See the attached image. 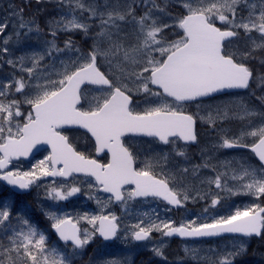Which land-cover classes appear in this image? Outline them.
Listing matches in <instances>:
<instances>
[{"label":"snow or ice","instance_id":"1","mask_svg":"<svg viewBox=\"0 0 264 264\" xmlns=\"http://www.w3.org/2000/svg\"><path fill=\"white\" fill-rule=\"evenodd\" d=\"M66 2L71 18L61 16L49 21V31L54 38L61 30L82 31L89 35L93 25L78 18L77 10L81 15L87 12L89 20H98L99 31L94 33L93 44L86 52L75 47L70 39L65 41L63 49L53 39L46 42L44 53H33L28 57L31 67H24V56L17 61H6L13 67L19 63L29 80L37 82L32 85L22 76L0 84V97H6L13 90L24 95L22 101L0 99V180L19 190H28L41 177L68 178L83 174L85 182L94 181L88 182V194L90 199H96L101 212L78 213L74 217L41 209L59 240L65 245L70 243V252L49 246L45 231L29 219L19 217L23 227L19 231L13 230L7 246L0 244V264H73V258L82 254L95 239L113 241L119 238V217L113 212L104 214L109 204L119 202L126 208L129 201L152 196L181 206L189 199H195L187 190L175 187L183 179L182 175L163 170L168 163V153L146 156L141 161L133 146L126 143V137L129 134L153 137L164 145L173 146L177 156H185L182 149L176 150V145L178 141L185 144L197 141V118L215 126L217 119L228 117L230 105L226 104L206 117L188 113L183 105L224 90L248 89L253 71L247 61L257 50H264V0H178L184 12L177 15L168 11L169 0H164L163 6L157 0H141L146 7L140 14L135 7L137 0L123 5L120 0L103 5H86L84 0ZM244 9H247V15L240 14ZM22 13L23 9L13 13L21 17L19 27L33 31L29 25L34 21L24 20ZM124 25H131V31ZM7 27L6 23H0V33ZM36 31H41L38 25ZM241 31L251 40V47L242 52L227 51L226 45L232 38L239 37ZM253 32L259 34V42L251 37ZM9 39L4 41L5 45ZM65 49L74 52L75 58L62 60L60 70L42 74L48 67H54H42L45 56L63 53ZM8 51V47L2 49L3 53ZM101 59L107 65V71L101 70L103 65L98 62ZM53 75L57 78L52 79ZM259 79L264 83V77ZM87 85L97 86V95L90 99L82 87ZM29 89H32L30 93ZM141 94L146 105L142 109L134 100V95ZM258 99L264 103V96ZM82 101L87 102L86 108ZM22 104L29 106L26 114L21 112ZM235 106L244 114L241 119L264 116V113L249 111L242 100ZM64 126L86 130L93 141L94 152L106 153L107 162L101 163L78 151L64 134ZM245 136H251L255 142L251 145L243 143ZM42 144L48 145L50 151L32 166V170L8 169L13 159L27 157ZM219 146L250 147L261 166L241 164L238 173L232 169L231 179L240 182L237 190L227 186L224 179L227 173H217L214 178H207V183L233 195L264 197V124L232 138L225 135ZM138 163L141 166L137 167ZM158 167L160 172L156 171ZM201 167L210 165L207 162L195 165L193 173ZM180 172L186 174L188 169L183 168ZM93 190L110 195L102 201L91 194ZM81 191L77 183L53 182L47 186L46 195L53 201H65ZM219 202V196L212 198L210 207ZM208 211L207 208L204 210L205 213ZM11 215V205H0V225H4ZM85 220L92 226L90 229L80 227V222ZM154 231L166 237L174 234L180 237L222 234L264 237V207L259 204L238 207L229 215L214 217L204 223L189 220L176 225L171 220H161L145 224L141 220L126 229L125 238L149 241ZM163 247H153L151 251L166 259ZM185 251L190 250L186 248ZM246 251V242L237 240L232 250L225 251L215 260L209 258L210 264H235ZM103 264L122 262L113 258Z\"/></svg>","mask_w":264,"mask_h":264},{"label":"flooded vegetation","instance_id":"2","mask_svg":"<svg viewBox=\"0 0 264 264\" xmlns=\"http://www.w3.org/2000/svg\"><path fill=\"white\" fill-rule=\"evenodd\" d=\"M0 4L2 5H8V4H16V5H25L28 6L29 9L27 10V14L30 17L37 18V19H47L50 15L55 14L58 18L61 17L62 12L67 10V6L63 1L60 0H0ZM22 9V8H19ZM25 10L23 9L22 15L25 16ZM76 15L78 18L83 19L85 22L94 21L89 20L88 13L84 12L82 15L77 10ZM26 18H29L28 16ZM217 25H220L217 22ZM82 32V31H81ZM253 32L252 34H254ZM77 35H80V33H77ZM174 38V37H170ZM81 39V38H80ZM78 40V46H81V50L83 52H86L90 50L92 44L88 41L85 43L81 40ZM244 33L241 31L239 37L231 39V43L226 45V50L229 52H242L248 50V48L251 47V43L244 44ZM65 56V51L63 52V57ZM60 58H62V53L60 55ZM101 65H103L102 61H98ZM248 66L253 71V79L250 81V87L245 90L240 91H234V92H228V93H219L215 96L205 98V99H197L192 102H186L183 107L185 111H187L190 114H194L197 117H199L198 112L201 111L202 107H209L213 104H216V108H223L225 105V100H231V104L233 102L237 103L240 100H243L248 104V107L250 108V111L254 110L258 113H264V103L261 102L258 97L264 96V83H261V79L264 77V50H257L253 53V58H250L247 61ZM102 71H107V67L104 65L101 68ZM84 88V91L87 93L89 99L97 95L96 87L92 85L82 86ZM8 98L5 100L7 102L8 100L16 99L18 100L19 94H8ZM154 99V98H153ZM134 100L138 101V107L140 109L145 106L144 103V97L143 95H134ZM209 102H216V103H209ZM84 107L86 108L88 106L87 102L82 101ZM21 112L26 114L30 109L28 105H21ZM236 111L233 109H230V115L234 116V113ZM261 118H263V124H264V116L259 115ZM21 119V118H17ZM256 116L253 117H247L245 121L247 122H255ZM199 118L196 120L195 124V130L197 134V141L196 142H188L185 144L183 141H178L176 145V150H183L185 152V156H177L175 154V151L173 150V146L171 145H164L160 143L157 139L153 137H146L142 135H132L129 134L126 137V143L133 146V151L135 154L138 155L139 160H143L146 156H152L154 154H163L168 153L169 159L168 163L163 169L167 172H173L177 173L178 176L182 175L183 179L180 181H189L185 185H181L180 183H177L175 187L186 190L187 188L191 189V187L194 188L196 181L204 180L209 177H215L217 173L221 172H215L213 174L207 173L208 170H213V168L210 165L209 159L207 158L206 149L209 147H216L219 148V155L221 157L224 156H238L242 159H246L245 164L251 165L252 167L259 168L261 166L260 161L255 156V154L251 151V148H245V147H234V148H222L219 145L222 143V137L225 136V132L223 130H219L217 134H215V137H218V141L216 140V143H210L208 142V138H213L211 132L205 131V126L202 127V124L199 125L198 123ZM235 120L231 119L227 126L230 127L234 123ZM238 128L240 127L239 123H242V121L237 120ZM22 122V119H21ZM224 127V124H222ZM63 132L65 135H68L70 138V142L76 147L78 151L85 152L86 155H91L94 158H97L101 161V163H106L108 159V155L106 153H100L96 154L94 152V149L92 147L93 141L90 138V134L86 133V130L79 128L78 126H64ZM240 133H236L235 136H239ZM234 136V137H235ZM243 143L251 145L254 143V139L251 136H245L242 140ZM42 147L39 149H33L32 152L26 157H20L15 158L12 160V162L9 164V170L15 171L16 167L18 165L23 164L25 167L37 163V161L42 160L45 156L48 155L50 151V147L48 145L42 144ZM26 158V159H25ZM208 163L210 167L199 168L195 173H193V166L195 165H203L204 163ZM137 167L141 166L139 163L136 165ZM237 166V165H235ZM187 168L188 172L186 174H183L180 172L181 169ZM222 169L221 167H219ZM157 172H160L161 169L158 167L156 169ZM207 173V174H206ZM226 179V177H224ZM86 178L83 174H74L73 177L63 178V177H41L39 181H37L35 184L31 186L30 192L33 194L34 191L38 192V195L40 198H44L43 203L38 204V206H43L46 209L49 208V204L52 203L53 200L47 197L46 190L47 186L55 182L56 184L60 183H77L78 186L81 187L82 191L80 193L75 194L74 196L70 197L68 200L65 201H54L56 204L60 207L58 209L64 211L67 214H70L75 217V215L78 212H89L92 214H99L101 212V208H97L96 205H94L95 199L89 198V189H88V182H94L92 180H88L85 182ZM39 183H43V190L40 189L39 192ZM183 187V188H182ZM235 189H239L238 185H235ZM29 192V193H30ZM92 195H97L99 199L102 201H106L110 194L103 192L102 190L99 192H96L93 190L91 193ZM220 201L222 202H229L232 199H237L238 203L241 204L240 208H243L245 206H251L253 204H259L260 206L264 207V197H252L250 195L245 194H227L225 190H221V193L219 194ZM124 206H122L119 202H113L109 204L108 208L104 209V214H107L108 212H113L119 217L120 219V233L119 238L113 240V241H103L102 238L95 239L88 247H86L87 250H89L88 256L91 255V252L95 249V246L98 244H104V245H114L118 244L120 242V239H124L122 237V215L125 213L123 211ZM126 208L131 209H139L140 214L139 217L142 219V213L143 211H150L154 212L156 217L159 220L168 221L171 220L175 222L176 225H179L182 222H185L186 220V211L194 209V211H199L201 208V200L195 199L194 202H192L191 199L184 202L181 206H175L168 204L167 201H164L162 198L158 197H138L135 200L129 201L128 206ZM133 213V212H132ZM127 214V212H126ZM80 227L83 228L84 224L80 223ZM156 234V232L152 233L151 240L149 241H133L128 237V240H124V242L120 246H116L117 249H127L128 252L132 253L133 260L131 264H160L159 261L160 258L163 261H166L168 264H189L184 263L182 260L184 258V254L182 252H177V250L182 251V247L186 244L190 243H200L203 245L204 243H207L209 241L207 240H198V239H181L178 236L172 235L170 237L166 236H160ZM235 235H227L217 238L219 241H225L232 238H238L234 237ZM163 238H167L169 240L168 242V251L166 259L155 256L152 254L151 248H144L143 245L145 243H148L150 241H159ZM258 237H249L244 238L248 240L249 246L251 244H254L258 241L256 239ZM158 239V240H157ZM85 249V250H86ZM247 252L250 253L251 256L261 257V259L264 258V247H256L254 249H247ZM259 253H261V256H259ZM85 255V254H84ZM260 259V260H261ZM163 263V262H162ZM164 264V263H163ZM191 264H195L191 262ZM260 264H264V261H262Z\"/></svg>","mask_w":264,"mask_h":264},{"label":"rangeland","instance_id":"3","mask_svg":"<svg viewBox=\"0 0 264 264\" xmlns=\"http://www.w3.org/2000/svg\"><path fill=\"white\" fill-rule=\"evenodd\" d=\"M60 1H63L67 6V10H65L64 12L61 11V13H62L61 16H67L68 18H71L72 13L70 12V7H69L68 3L66 2V0H60ZM115 2H116V0H84V3L86 5L87 4L103 5L105 3L114 4ZM157 2L160 3L162 6L164 4V0H157ZM120 3L122 5L125 3H131V0H120ZM169 4L175 6V7H173V6L169 5V7H168V11L170 13H172L173 15L181 14L184 11V9L178 3V0H169ZM148 6H150V5H148ZM135 7L137 9V13L140 14L144 11L146 5H144L141 2V0H137ZM19 8H22L25 10V12H24L25 16H23L24 20L34 21V23L29 25V27H31L33 29V31L29 32L27 28L22 29L19 27L21 17H20V15H13V13L18 11ZM28 9H29V7L25 6V5H16V4L15 5L14 4L2 5V4H0V23H6L8 25L6 31L4 33H0V84L6 83L9 80L20 78L22 76L25 78V80H29L27 73H25L21 70L19 63H17L16 66L13 67L12 65L7 64L6 61L8 59H12L13 61H17L19 57L24 56L26 58L25 62H24V67H31V61L28 59V57H30L33 53H44L47 49V43H46L47 41H51V40L55 39L56 44L60 48L63 49L65 41L70 39L74 42L75 47L82 49L81 46L76 45V44H78L77 41L81 38L80 40L82 42L85 43L86 41L89 40V42L91 44H93V35L95 32L99 31V28L97 26L98 20H94L92 22L89 21V24L93 25V27L90 29L89 35H87V36L81 31H63V30H61V31L57 32V35L54 38L49 33L50 31H49L48 25H49V21H51L52 19H54V18L59 19V18L55 14L50 15L46 20L43 18L42 19L33 18V17H30L26 13ZM240 14L247 15V9H244L243 12H241ZM27 16L29 18H26ZM166 22H170V21H166ZM217 22L220 23L219 21H217ZM37 25L41 29V31H39V32L36 31ZM124 27L128 31H131V25H124ZM17 33H19V35H17ZM77 33H80V35H77ZM9 37H10V39H9ZM251 37L256 39L259 42V34L258 33L255 32L254 34H251ZM6 39H9V42L7 45L4 44V41ZM243 43L244 44L251 43V40L249 39V37H246L244 35ZM4 47H8V49H9L8 53L2 52V49ZM60 55H61V53H54L52 56H45L44 61H42V67L45 65H50V66L54 65V67H48L42 74H47L48 72H54L56 70H60V68H61L60 62L62 60L67 61L69 58H75L74 52L69 51L67 49H65V56L64 57H63V53H62V58H60ZM101 61H102L103 65L105 67H107V65L104 64L102 59H101ZM51 78L56 79L57 77L55 75H53ZM36 82L37 81L35 79L29 80V83L32 85H34ZM40 83H43V80H41ZM31 91H32V89L28 90L29 93ZM9 94H19L18 100L22 101L24 99V95H22L20 93H16L14 90L12 92H10ZM2 98L7 99L8 96L0 97V99H2ZM225 101H226L225 105L226 104L230 105V109H233L236 111L234 113V116L228 114L227 118L217 119L215 126L210 125L205 120L199 119L200 124H202V127L205 126V131L211 132V134L213 136V138H211V139L208 138V142H210V143H216V140L217 141L219 140L218 137H215V134H217L219 132V130H223L225 132L226 136H228L229 138H232L235 136V134L237 132L238 133L248 132V131L252 130V128H256V127L260 126L261 124H263V118H261L259 115L256 116L255 122L245 121L247 116H244V118L241 119L240 117L243 116L244 114H243V112H240L236 108V106H235L236 103L233 102L231 104V100H225ZM209 103H216V102H209ZM244 103L248 106V104L246 102H244ZM24 105H27V104H24ZM145 106H143V107H145ZM215 106H216V104H213L209 107H202L201 111L198 112L199 117L200 116L206 117L209 113L215 114L217 111V108ZM248 109L250 111L249 107H248ZM21 110H22V108H21ZM229 113H230V111H229ZM231 119H233L235 121L232 124V126L228 127L227 124ZM237 120L242 121V123H239L240 124L239 128L237 126L238 124L235 123V122H238ZM222 124H224V127L222 126ZM218 152H219L218 146H216L214 148L209 147L208 149H206L207 158L209 159L210 165L213 168V170H208L207 173L213 174L216 171L221 172V173H227V176H226L227 186L233 188V190H237V189H235V185H238V187H240V182L234 181L231 179V176L233 175L232 169H235L236 172L238 173L240 171V165L245 164L246 159H242L238 156L221 157L219 155L220 153H218ZM34 164H36V163H34ZM34 164H31L27 167H25L23 164L18 165L16 167V170H19L21 172L30 171V170H32V166ZM235 165H237V166H235ZM219 167H221L222 169H220ZM212 178H214V177H212ZM188 182L189 181H179L178 183H180L181 185H185ZM42 186H43V183H39V192H40V189L43 190ZM186 190L189 192L191 197H195V199L201 200V209L199 211H192V210L186 211V217L185 218H187V219L184 220L185 223L189 220H197L200 223L210 222L211 219L214 217L229 215L232 212H234L238 207L239 208L241 207V204L238 203L237 199H232L226 203L220 201L216 206L210 207L212 198L219 196L222 189H217L214 184L209 185L207 183V179L196 181L194 188L191 187V189L187 188ZM2 192H3V190H2V187L0 186V193H2ZM225 192L227 194H230L226 190H225ZM197 193H199L200 196H197ZM94 196L96 198H98L97 195H94ZM250 196H252V195H250ZM33 197L35 199V203H37V204L43 203L44 204V202H43L44 198H40V196L38 195V192L34 191ZM200 197H203V198H200ZM252 197H255V196H252ZM220 198L222 199V197H220ZM0 199H3L4 202L7 201L10 204L13 202L12 197L10 195H9V197H7L8 200H5L6 197H0ZM195 199H191L192 202H194ZM2 204L0 203V205H2ZM94 205H96L97 208H100V206L97 205V203H96V199H95ZM108 207H109V205H108ZM39 208L40 209H46L43 206H40ZM49 208L53 211L65 213L64 211L58 209L60 207L54 201H52V203L49 204ZM206 208L209 209V211L205 213L204 210ZM123 211L125 212L122 215V237L124 239H120V242L118 244H114L111 246L110 245H104V244H98L95 246V249L91 252L90 256H88V254H86L89 252V250H87L85 248L86 250L84 249L82 254H79L73 258V264H103V261H105L107 259H113V258L120 260L122 262V264H131L132 263V260H133L132 253L128 252L127 249H121V248L117 249V247H116V246H120L124 242V240H128V238H125L126 229H130L132 225L139 223L141 220H143L145 222V224H147L150 221H155L158 223L161 220H159L156 217L154 212H150V211L141 212L142 213V219L138 215V214H140V210L137 208H135V209L123 208ZM126 212H127V214H126ZM78 213L84 214V213H89V212H81L80 211ZM89 214H92V213H89ZM145 214H147V215H145ZM80 223L84 224L83 228H89L90 229L92 227L91 225H89L87 223L86 220L81 221ZM13 230L19 231L20 229H19V227L18 228H10L9 225H7V224L0 225V244H3L4 246L8 245V237L12 235ZM154 232H156V231H154ZM156 234L162 236L160 232H156ZM160 236H159V238H160ZM237 240L245 241L247 244V247H248V242L246 240L240 239V238H234V239H228L225 241H218V242L217 241L216 242L209 241L207 243H204L203 245H201L200 243H190V244L184 245L182 247V251L180 249V251L177 250V252H182L184 254L185 259L182 260L184 263L191 264V262H193L195 264H210L209 258H211V260H215L219 255L223 254L225 251L232 250V245ZM168 242H169V240L167 238L161 237V239L159 241H150L148 243H145L143 245V247L152 249L153 247H159L160 245H163L164 247H163L162 251L164 252V257H167V254L169 252H172V251H168V248H167ZM48 244H49V246L57 247L60 251H64V252H70L71 251L70 246H60L56 243H51V242H48ZM88 246H86V247H88ZM186 248L189 249L190 251L186 252L185 251ZM191 250H195V251L193 252ZM152 254H154V253H152ZM259 256H261V253H259ZM245 259H250L249 264H251V262L257 258H256V256H251L250 253H247V255L245 253L241 257H238L236 259L235 264H245ZM160 260H161L160 261L161 263L163 262L164 264H168L166 261H163L161 258H160ZM170 264H172V263H170Z\"/></svg>","mask_w":264,"mask_h":264},{"label":"water","instance_id":"4","mask_svg":"<svg viewBox=\"0 0 264 264\" xmlns=\"http://www.w3.org/2000/svg\"><path fill=\"white\" fill-rule=\"evenodd\" d=\"M224 91H229V90H224ZM214 95V94H213ZM3 181V180H2ZM5 184L9 185L6 181H3ZM11 186L13 189H15L16 191H19V192H23V191H27V190H19L18 188H16L15 186H12V185H9ZM209 237H214V236H209ZM207 237V238H209ZM190 238H201V237H190Z\"/></svg>","mask_w":264,"mask_h":264}]
</instances>
